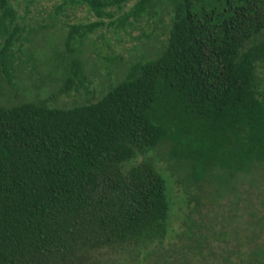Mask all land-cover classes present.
Returning <instances> with one entry per match:
<instances>
[{
    "label": "trees",
    "instance_id": "16d2710c",
    "mask_svg": "<svg viewBox=\"0 0 264 264\" xmlns=\"http://www.w3.org/2000/svg\"><path fill=\"white\" fill-rule=\"evenodd\" d=\"M16 1L0 0L9 85L23 31ZM131 1L59 0L57 11L85 6L96 18L67 26L60 92L85 87L74 46L104 19L125 30L169 10L153 57L127 64L94 102L0 104V264H95L103 250L145 258L171 231L177 178L213 187L215 199L264 179V0H135L115 22L110 9ZM255 209L206 264H264V210Z\"/></svg>",
    "mask_w": 264,
    "mask_h": 264
},
{
    "label": "rangeland",
    "instance_id": "374dc122",
    "mask_svg": "<svg viewBox=\"0 0 264 264\" xmlns=\"http://www.w3.org/2000/svg\"><path fill=\"white\" fill-rule=\"evenodd\" d=\"M134 1L126 4L123 11L111 8L115 13L113 20L116 22ZM15 4L23 31L12 49V84L0 77V104L4 106L27 100L46 101L50 107L58 108L94 102L105 86L122 78L127 64L154 56L165 43L171 17L169 10L162 9L159 16L131 20L132 25L125 30L107 25L109 19H104L103 28L94 31L83 44L74 46L85 63V87L62 93L63 76L55 64L68 55L64 46L67 26L91 23L96 18L85 6L57 11L59 0H17ZM184 192L190 194L189 201L180 203ZM214 192L213 187L199 188L183 177L177 178L171 231L163 243L145 258L103 250L96 255L95 264H189L186 260L206 264L204 260H208L211 250L240 237L249 212L255 208L264 210V179L252 185L245 178L233 192L218 194L216 199L212 198Z\"/></svg>",
    "mask_w": 264,
    "mask_h": 264
}]
</instances>
